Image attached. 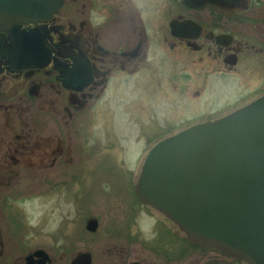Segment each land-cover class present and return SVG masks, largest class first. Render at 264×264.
I'll list each match as a JSON object with an SVG mask.
<instances>
[{
    "label": "flooded vegetation",
    "instance_id": "af4514ba",
    "mask_svg": "<svg viewBox=\"0 0 264 264\" xmlns=\"http://www.w3.org/2000/svg\"><path fill=\"white\" fill-rule=\"evenodd\" d=\"M229 82L234 93L226 92L217 104L207 101L211 89ZM123 84L140 87L143 95L158 94L173 106L186 101L192 112H185V101L172 109L178 118L170 119L168 134L261 97L264 0H65L43 21L0 30V264H77L82 254L90 255V264H240L222 251L192 245L170 220L145 207L154 238L136 255L115 244L103 259L81 251L69 260L74 249L65 252L64 233L62 241L54 239L64 248L56 257L29 237L22 214L11 205L22 191L18 183L30 175L42 199L74 197L77 167L87 166L90 153L99 149L91 143L90 107ZM190 86H197L191 94ZM132 111L124 112L127 134L136 133ZM137 156L131 163L133 190L141 153ZM117 162L129 164L124 158ZM76 216L77 207L64 231L71 229L73 247L92 241L100 219L87 218V237L77 239ZM123 220L127 231L115 236L134 241L138 232L130 233L128 218Z\"/></svg>",
    "mask_w": 264,
    "mask_h": 264
},
{
    "label": "water",
    "instance_id": "95a60500",
    "mask_svg": "<svg viewBox=\"0 0 264 264\" xmlns=\"http://www.w3.org/2000/svg\"><path fill=\"white\" fill-rule=\"evenodd\" d=\"M63 3L0 0V30L47 19ZM134 188L193 245L264 264V95L160 138L142 156ZM76 262L90 264V255Z\"/></svg>",
    "mask_w": 264,
    "mask_h": 264
},
{
    "label": "rangeland",
    "instance_id": "374dc122",
    "mask_svg": "<svg viewBox=\"0 0 264 264\" xmlns=\"http://www.w3.org/2000/svg\"><path fill=\"white\" fill-rule=\"evenodd\" d=\"M142 76H138L135 80L141 79ZM131 85L123 84L114 87L113 92H106L96 105L90 107L89 114L93 121L91 143H96L99 149H94L90 153V163L88 162L87 166H79L76 169L71 181L75 199L74 197L67 199L63 195L57 197V200L54 197L52 201L42 199L36 182H33L35 179H31L30 175L26 177L25 184L18 183L22 191L12 198L11 205L17 208L15 212L22 214L29 237L40 242L38 245L53 257L58 256L64 249L54 241L57 236L62 241L63 233L67 239L65 252L70 253L74 249L69 260L81 251H91L96 259H103V256L110 253L109 250H112L115 244L121 246L119 248H123L124 253L136 255L139 254L141 245L144 246L149 239L154 238V222L139 202L134 190L129 188L130 175L133 171L131 163L139 153L142 156L150 144L168 134L167 130L172 126L169 125L170 119L178 118L177 115H172V109L185 100L178 99L177 105L173 106L171 101L161 98L158 94L143 95L140 87H131ZM232 85L229 82L225 87L218 86L211 89L207 101L211 104L224 101L228 95L226 92H233L229 90ZM195 89L197 86L188 87L189 94ZM136 106H140V109H136ZM131 108L137 119L136 133L127 134L129 127L125 125L127 121L124 112L130 111ZM185 112H192L186 101ZM108 120L112 122L111 126L114 129L107 128ZM129 120H132L130 114H128ZM115 143H120V148L125 146V155L121 156L122 152ZM123 158L128 160L130 165L125 163L122 166L117 162V159ZM76 207L74 229L77 239L87 237L83 226L87 218L93 217L98 220L100 217V219L97 232L92 236L89 235L92 241L84 245L79 243L73 247L76 241L72 237L71 229L69 228L68 232L64 231H66L65 225L68 219L74 217ZM126 218L129 221L130 233L138 232L134 241L115 236L127 231L128 225L123 220ZM44 243L46 246L43 245Z\"/></svg>",
    "mask_w": 264,
    "mask_h": 264
}]
</instances>
